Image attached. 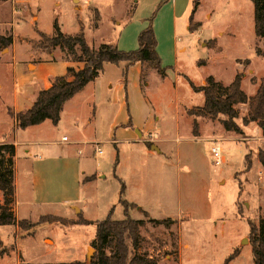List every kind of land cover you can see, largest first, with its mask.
<instances>
[{
  "label": "rangeland",
  "instance_id": "1",
  "mask_svg": "<svg viewBox=\"0 0 264 264\" xmlns=\"http://www.w3.org/2000/svg\"><path fill=\"white\" fill-rule=\"evenodd\" d=\"M169 1L0 0V134L10 126L5 107L13 100L15 78L33 71L43 58L67 57V51L59 49L39 56L41 51L31 46L39 40L37 31L52 34L56 21L64 34H75L82 27L91 47L104 43L129 52L137 50L138 35L150 22L164 78L144 68L140 80V65L125 70L123 62L106 63L95 81L65 103L57 127L50 122L22 137L27 143L53 140L62 146V161L69 163V192L77 195L75 203L59 207L68 218L80 214L93 222L102 221L112 210L111 220L121 221L126 217L119 200L144 197L152 204L150 218L164 220L170 215L167 219L174 221L167 226L153 224L137 210H128V217L144 222L139 229V252L157 264H224L235 251L237 256L227 264H253L247 222L260 228L264 220V170L254 160L256 150L264 149V140L255 136L256 126L249 127L251 136L244 131L247 105L235 106L234 122L244 133L236 139L248 144V154L244 144L218 139L227 133L217 121L190 115L204 103V95L192 86H202L208 76L227 85L241 72L240 65L243 76L255 82L251 62L256 79H264V58H256L257 54L264 57V39L254 35L253 4L249 0H199L192 22L195 30L190 32L192 0H177L176 10ZM189 1L191 7L181 14ZM97 9L100 19L95 28ZM61 63L51 72H61ZM246 78L241 80V89L253 96L255 85ZM193 121L198 135L206 140L192 139ZM64 134L76 143H60ZM213 140L223 150L225 162L219 167L208 155ZM156 143L160 153L143 151L142 146ZM246 154L252 161L249 170ZM76 165L79 174L84 171L93 178L77 183ZM122 183L125 188L120 194ZM160 197L166 200L165 210L157 207ZM178 205L189 214L176 219ZM72 206L82 213L75 215ZM68 218H62L66 225L44 223L29 231L1 226L0 250L6 255L0 257V264L91 260L96 254L91 247L95 225H71L74 220Z\"/></svg>",
  "mask_w": 264,
  "mask_h": 264
},
{
  "label": "trees",
  "instance_id": "2",
  "mask_svg": "<svg viewBox=\"0 0 264 264\" xmlns=\"http://www.w3.org/2000/svg\"><path fill=\"white\" fill-rule=\"evenodd\" d=\"M249 1L253 4L255 38L264 39V0ZM198 6L199 0H192L188 26L190 32L195 30V25L192 26V22ZM99 19L98 11L95 10V28H97ZM37 35L39 40L31 42V46L35 50L41 52H48L53 49L66 50L67 57L62 60L82 63L83 67L78 70L67 67L65 75L55 77L49 88L38 92L36 100L29 109L17 113H13L8 109L9 115L15 120V128L18 130L40 125L46 120L50 121L53 126H57L64 104L82 91L88 83L94 81L102 73L103 66L106 63L117 65L123 62L125 63V70L134 64H139L141 66L140 80L144 78V68L155 70L161 78L166 76L165 68L161 66L156 52L157 42L150 22L138 35L137 50L129 52H123L118 50L116 46L108 44L92 48L85 40L82 27L75 34H64L56 21L53 22L52 34L47 35L37 31ZM0 40H2V37H0ZM10 42L11 38H8L6 43L9 44ZM192 88L195 92H201L204 95V103L202 107L197 109L196 113H190L191 116L207 117L211 121H216L219 116H224L226 119L218 120L222 128L226 132L242 134L240 127L234 122L238 116L234 106L247 103L249 108L247 114L243 117V126L256 123L264 136V79H261L256 94L250 99L241 90V74H236L233 81L226 87L216 82L212 76H208L202 86H192ZM192 134L194 137L198 135L195 121H193ZM13 153L14 149L12 146L0 144V193L2 195V201H0V226H13L22 231H29L36 225L44 223L66 225V220L52 215L41 216L35 223L16 218L13 211V171L8 165L11 164L10 161L7 164L4 159L7 154L12 155ZM247 156L245 157L246 170H249L251 161ZM257 160L264 170V149L257 151ZM92 178L90 177V179ZM124 188L125 186L122 183L120 194H123ZM119 202L124 208L126 217L124 220H111L112 210L107 218L102 221H87L80 214L77 220H71V225H95V235L91 241V247L96 250V254L88 262L73 261L57 264H157L146 253L139 252L141 242L139 229L144 225V222L132 219L127 215L129 209H135L137 206L125 200H119ZM143 214L149 223L167 226L170 222H174L171 219H152L146 213L143 212ZM247 223L251 237L250 245L253 264H264V220L261 221L260 228H257L251 222ZM237 254V251L233 252L224 261V264H227ZM4 255H6V251L1 249L0 257Z\"/></svg>",
  "mask_w": 264,
  "mask_h": 264
},
{
  "label": "crops",
  "instance_id": "3",
  "mask_svg": "<svg viewBox=\"0 0 264 264\" xmlns=\"http://www.w3.org/2000/svg\"><path fill=\"white\" fill-rule=\"evenodd\" d=\"M169 2L173 9L176 10L179 8L177 0H170ZM91 3H92V0H91ZM94 6L96 7V4H94ZM188 7H191L190 1L182 9L181 14L183 13V15H185L186 14L185 12L188 9ZM77 8H80L79 11L82 10L81 2L78 4ZM194 21L196 20L194 19ZM47 35H50V34H47ZM102 44L104 43H101L100 45ZM92 48H95V47H92ZM44 54L46 53L40 52L39 56H42ZM256 58L263 59L264 57H261L260 55L257 54ZM58 61L63 62L61 63V69H62L61 72H58V73L51 72L52 68L55 67V65H58ZM249 66H250V70L253 72V75L251 78H254L255 82H252L250 81V79L243 76L245 71H243V68L240 65H238V68L241 70V72H236V74L240 73L241 80L242 78L243 79L246 78L251 84L255 85V93H254L255 95L258 89L257 86L260 80L258 81L256 79V76L254 75V71L252 70V67H251V62ZM67 67H72L75 70H78L83 67V64L78 63V62H71V61L67 62V61H63L62 59L55 60V59L43 58L39 60L37 63H35V68L33 71L27 72V75L25 74L19 77L17 76L15 78L13 89H12L13 100L11 101L10 105H7L5 107L7 114H8V109L11 110L13 113H17V112L25 111L29 109L33 105L34 101L36 100L38 92L43 89L49 88L51 85V82L53 81L55 77L65 75ZM140 69H141V66H140ZM235 75L233 76L232 81ZM214 80L222 84V82L216 80L215 78ZM229 84L227 85L222 84V85L226 87ZM88 85L89 83L87 84V86ZM0 89H1V85H0ZM78 94L80 93H77L70 100H73L74 98H76ZM253 96L246 95L248 99L252 98ZM238 105H247V107L249 108L247 103L238 104ZM235 106H234V109H235ZM9 118H10V126L5 133L0 134V144L10 145L14 149V153L12 155L7 154L4 158L7 164H8V161H10L11 164H8V165L13 171V185H14L13 211H14V215L16 216L18 220H28L32 222H35L41 216H46V215H52V216L61 217V218H68V216H65L66 214H63L62 212H60L59 207L63 205L64 203L66 204L75 203V201L77 200V195H73L71 192H69V185H68L69 181L67 179L68 171H69V168H68L69 163H65L62 161V153H63L62 146L57 145L55 141L53 140L27 143L26 138L22 137L26 132H28L32 128H39L43 126L44 124H50V121L46 120L40 125L31 126L24 130H18L15 128L14 118H12L10 115H9ZM205 118L206 117H202V116L196 117L195 116L196 120L197 119L205 120ZM208 120L210 122H213L210 119ZM216 121L218 122V124H220L218 120ZM253 126H256L259 130V132L257 131V134L255 136L260 135L261 136L260 138H263L264 140V136L261 133V129L258 127L256 123H250V125L244 127V131L248 132L247 134L251 136L252 134L249 133V127H253ZM225 133L227 134L223 135L222 137H218V139H225V140H231V141H236L238 143H242L246 147L247 154L249 153V151H251V149L248 147V144L244 140L236 139L237 138L236 136L244 135L243 131H242V134H235L234 132H226V131ZM64 136L67 137V141H65L66 143H76V141L71 140V138H69L65 134L60 137V143H65L61 141L62 137ZM192 139H196V140L205 139L206 140L207 138H202L201 135L200 136L197 135L196 137L193 136ZM157 144L158 143H156L155 145H150L149 147L142 146L143 151L147 155H152L154 153H160L161 148ZM152 146L156 147L158 151L152 150L151 149ZM258 150L259 148L256 150L255 158H254L257 164H259L257 160ZM75 169H76L75 178H76L77 183L79 181L81 183L85 181L87 182L88 180H85V179H88L89 177H93L92 175L90 176L85 175L84 171H81L79 174L78 165H76ZM127 202L135 204L137 206V208H135L134 210H137L141 214H143L144 212L149 217L151 216L150 214L151 208L149 207V205H152V204L146 201L144 197H141L139 199H133L132 201H127ZM157 203H158L157 207H159L160 210L166 209L167 204H166V200L164 197H160L159 201H157L156 204ZM75 209H77L75 208V206H72L70 208L71 212L73 211L75 215L82 213L81 210L77 209L78 210L77 212L75 211ZM175 211L177 215L176 219H180L182 215L189 214L188 212L182 213V208L180 207V205L176 207ZM169 217L170 215L162 219H167ZM82 218L87 220L86 218L83 217V215H82ZM68 219L77 220V217H69ZM87 221H90V220H87ZM14 230L17 232L18 228L14 227Z\"/></svg>",
  "mask_w": 264,
  "mask_h": 264
},
{
  "label": "built area",
  "instance_id": "4",
  "mask_svg": "<svg viewBox=\"0 0 264 264\" xmlns=\"http://www.w3.org/2000/svg\"><path fill=\"white\" fill-rule=\"evenodd\" d=\"M86 1V0H84ZM61 141L65 142L67 141V137H62ZM213 144L210 146L209 151H208V155H209V159L211 161V163L215 166V167H219L221 166L224 162V156H223V150L221 148V146H219L218 144V140H213ZM97 152L99 154H101V150L97 149Z\"/></svg>",
  "mask_w": 264,
  "mask_h": 264
},
{
  "label": "water",
  "instance_id": "5",
  "mask_svg": "<svg viewBox=\"0 0 264 264\" xmlns=\"http://www.w3.org/2000/svg\"><path fill=\"white\" fill-rule=\"evenodd\" d=\"M151 149H152V150H154V151H158V150L156 149V147H153V146L151 147ZM75 211H77V212H78V210H77V209H75Z\"/></svg>",
  "mask_w": 264,
  "mask_h": 264
}]
</instances>
